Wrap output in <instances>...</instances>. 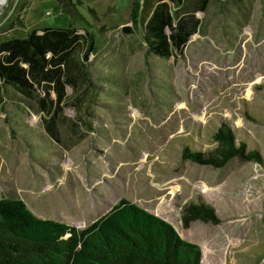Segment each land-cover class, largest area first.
Returning a JSON list of instances; mask_svg holds the SVG:
<instances>
[{"label": "rangeland", "instance_id": "374dc122", "mask_svg": "<svg viewBox=\"0 0 264 264\" xmlns=\"http://www.w3.org/2000/svg\"><path fill=\"white\" fill-rule=\"evenodd\" d=\"M133 1L71 0L80 21L57 0L0 1V41L69 24L96 39L88 78L65 89L55 140L45 132L52 113L4 88L0 198L79 228L125 199L198 245L201 264H264V0H209L197 33L167 59L148 55L139 32L121 31ZM72 58L80 61L78 47ZM222 125L261 162L181 159L185 148L212 152ZM189 204L218 222L184 228Z\"/></svg>", "mask_w": 264, "mask_h": 264}, {"label": "trees", "instance_id": "16d2710c", "mask_svg": "<svg viewBox=\"0 0 264 264\" xmlns=\"http://www.w3.org/2000/svg\"><path fill=\"white\" fill-rule=\"evenodd\" d=\"M197 1L195 6V0H134L130 26L121 31L139 32L148 55L167 59L173 53L181 54L198 30L195 13L203 12L208 2ZM57 2L60 13L82 20L71 0ZM182 9L186 13L181 14ZM95 45L93 32L83 29L80 34L72 24L63 29L31 30L25 38L0 41V105L4 88L35 100L43 114L52 113L45 132L55 140L54 117L63 109L65 89L88 78L84 65ZM75 47L80 49V61L72 58ZM214 141L218 146L209 154L185 148L181 159L213 168H222L234 158L261 162L243 144L236 146L225 125L214 134ZM180 221L184 228L193 221L218 222L203 204L184 207ZM201 258L198 245L180 239L167 222L125 199L79 228L39 219L21 200L0 198V264H201Z\"/></svg>", "mask_w": 264, "mask_h": 264}, {"label": "crops", "instance_id": "0c3cea01", "mask_svg": "<svg viewBox=\"0 0 264 264\" xmlns=\"http://www.w3.org/2000/svg\"><path fill=\"white\" fill-rule=\"evenodd\" d=\"M208 2H209V0H208ZM208 2H207V5H208ZM197 3H200L199 1H197V0H195V6H197ZM188 5V7H190V4L188 3L187 4ZM207 5H206V7H207ZM206 9V8H205ZM205 11V10H204ZM203 11V12H204ZM198 12H200V11H198ZM198 12H196L195 13V17L197 18V19H199L198 17H197V13ZM184 13H186L184 10L183 11H181V14H184ZM197 33V32H196ZM195 35V34H194ZM191 38V37H190ZM190 40V39H189ZM149 211H151L152 213H154L155 215H158V216H162L161 215V213H160V211L158 210V209H150ZM163 217V216H162ZM77 227V226H76Z\"/></svg>", "mask_w": 264, "mask_h": 264}, {"label": "bare ground", "instance_id": "6f19581e", "mask_svg": "<svg viewBox=\"0 0 264 264\" xmlns=\"http://www.w3.org/2000/svg\"><path fill=\"white\" fill-rule=\"evenodd\" d=\"M0 1H3V0H0Z\"/></svg>", "mask_w": 264, "mask_h": 264}, {"label": "water", "instance_id": "95a60500", "mask_svg": "<svg viewBox=\"0 0 264 264\" xmlns=\"http://www.w3.org/2000/svg\"><path fill=\"white\" fill-rule=\"evenodd\" d=\"M7 1V0H6Z\"/></svg>", "mask_w": 264, "mask_h": 264}]
</instances>
